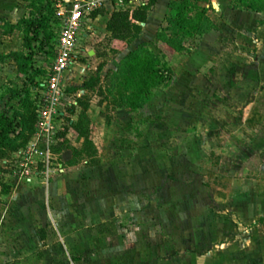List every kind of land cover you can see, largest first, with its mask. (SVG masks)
<instances>
[{"label": "rangeland", "instance_id": "obj_1", "mask_svg": "<svg viewBox=\"0 0 264 264\" xmlns=\"http://www.w3.org/2000/svg\"><path fill=\"white\" fill-rule=\"evenodd\" d=\"M198 6L215 28L167 54V88L139 111L93 99L88 115L99 165H69L57 154L54 164L63 163V172L47 179L40 169L29 183L16 174L19 153L0 163V193L10 188L0 195V264H264V0ZM30 17L27 2L0 0L1 110L25 82L1 57L29 54L20 32L5 34V23ZM174 17L167 1L156 0L141 34L118 55L111 35L85 30L65 87L61 129L77 121L80 109L71 115V103L86 94L84 83L100 67L103 79L142 45L160 55L156 35ZM50 28L51 44L56 18ZM52 58L44 52L33 64L45 70ZM44 79L31 88L36 104ZM69 132L65 140L77 147Z\"/></svg>", "mask_w": 264, "mask_h": 264}, {"label": "trees", "instance_id": "obj_2", "mask_svg": "<svg viewBox=\"0 0 264 264\" xmlns=\"http://www.w3.org/2000/svg\"><path fill=\"white\" fill-rule=\"evenodd\" d=\"M28 3L31 17L21 19L15 25L5 23V34L18 31L23 36V47L29 54L12 53L1 57L11 60L17 66V74L24 78L22 89L11 91L12 95L5 108L0 109V163L7 166L10 159L23 151L35 134L37 121V104L31 98V88L39 87L37 77H45L46 71L36 68L34 58L41 53L53 57V43L50 44L53 31L50 24L55 18L52 0H23ZM156 0H147L146 4L132 12L115 11L107 23V31L111 34L112 52L116 55L124 53L130 43L136 39L141 31V24L148 20V14L155 5ZM200 0H170L168 7L174 11L175 17L167 20V26L157 33V45L161 54L157 55L142 45L135 51L128 53L120 62L116 72L108 73L103 79L100 77L101 69L95 77L84 83L83 97L76 99V105L70 107V114L75 115L80 109L77 121L59 134L58 141L53 151L61 154L71 150L72 159L69 165H74L79 160L87 161L90 166L99 165L97 149L94 145L92 122L88 110L93 99L102 106L105 102L117 107L127 108L131 111L143 109L150 95L160 89L168 87L172 77L167 54L181 53L186 50L187 39L208 34L215 27L212 25L207 10L199 7ZM95 12L92 16H96ZM33 43L38 44L37 50ZM17 101L19 106L13 105ZM109 100V101H108ZM70 123V121H68ZM73 130L77 140L82 142L80 148L72 147L65 140L68 130ZM10 188L2 187L0 195H7Z\"/></svg>", "mask_w": 264, "mask_h": 264}, {"label": "built area", "instance_id": "obj_3", "mask_svg": "<svg viewBox=\"0 0 264 264\" xmlns=\"http://www.w3.org/2000/svg\"><path fill=\"white\" fill-rule=\"evenodd\" d=\"M59 32L53 42V58L48 66L37 103L35 134L27 147L18 154L22 159L17 176L29 179L41 169L45 176L58 170L53 149L61 129L62 104L65 102V73L74 65L78 39L92 15L107 3L117 11L130 13L144 6L147 0H52ZM43 173V174H44ZM48 179V177H47Z\"/></svg>", "mask_w": 264, "mask_h": 264}, {"label": "crops", "instance_id": "obj_4", "mask_svg": "<svg viewBox=\"0 0 264 264\" xmlns=\"http://www.w3.org/2000/svg\"><path fill=\"white\" fill-rule=\"evenodd\" d=\"M165 1H167V3L169 4V2H170V0H165ZM115 11H117L111 4H109V3H107L106 5H105V7L103 8V9H101V10H99V11H97L98 12V14L96 15V16H92L91 17V19H90V21H88L87 23H86V25H85V28H84V32H85V30H92V31H95V29H97V28H99V29H103L104 30V32H105V34L106 35H111L108 31H107V29H106V27H107V23L109 22V20H110V18H111V16H112V14L115 12ZM150 13V12H149ZM132 14V13H131ZM148 18H149V14H148ZM148 21V20H147ZM144 26V24H141V27H143ZM90 32V31H89ZM87 34H89V33H87ZM141 34V33H140ZM83 35H84V33H83ZM74 69H75V66L74 67H72L71 69H69L66 73H65V82H66V84H67V82H69L68 81V78H69V76L71 75V73L74 71ZM73 82V81H72ZM76 86L77 85H75V81L73 82V85H71V87L72 88H76ZM68 100V98H67V96L65 95V101H67ZM71 104H73V105H76V102L75 101H72V103ZM63 117H64V112L62 113V119H63ZM71 130V129H70ZM64 130L62 129V131H60V132H63ZM60 132H59V134H60ZM70 133L71 132H69V130H68V133H67V135H66V137H68L69 135H70ZM59 134H58V136H59ZM72 134V133H71ZM75 134V133H74ZM58 141H59V139H58ZM58 143V142H57ZM57 145V144H56ZM81 145H82V142H79V145L77 146V147H75V148H80L81 147ZM71 146L72 147H74V145H72L71 144ZM80 146V147H79ZM53 153H54V151H53ZM55 154V153H54ZM60 156H58L57 154H55V158L58 156V157H60L61 158V160H62V162H64V163H69V161L72 159V151L71 150H66V151H63L61 154H59ZM56 161H57V159H56ZM58 165V164H57ZM63 166H64V164L62 163V164H60V165H58V167L60 168V171H61V173L63 172ZM37 177H32V178H30L29 177V179H27V182H29V183H34L37 179H36ZM50 183L49 182V180H46V181H44V183ZM36 183V182H35ZM50 185V184H49ZM54 184H51V186H53ZM53 195V194H52ZM45 232H43L42 231V237H41V241H43V242H45Z\"/></svg>", "mask_w": 264, "mask_h": 264}]
</instances>
